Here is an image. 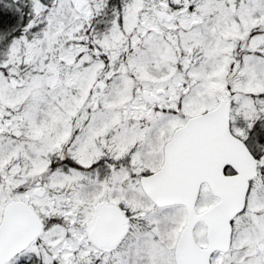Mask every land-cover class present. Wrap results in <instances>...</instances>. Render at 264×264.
<instances>
[{
  "label": "snow or ice",
  "instance_id": "6c2138e0",
  "mask_svg": "<svg viewBox=\"0 0 264 264\" xmlns=\"http://www.w3.org/2000/svg\"><path fill=\"white\" fill-rule=\"evenodd\" d=\"M0 264H264V0H0Z\"/></svg>",
  "mask_w": 264,
  "mask_h": 264
}]
</instances>
